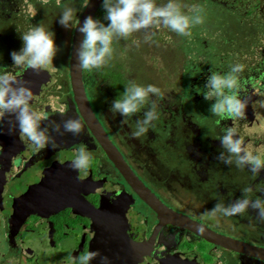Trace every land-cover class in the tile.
<instances>
[{
	"label": "flooded vegetation",
	"instance_id": "1",
	"mask_svg": "<svg viewBox=\"0 0 264 264\" xmlns=\"http://www.w3.org/2000/svg\"><path fill=\"white\" fill-rule=\"evenodd\" d=\"M1 1L0 71L14 74L18 81L30 82L33 91L31 106L46 117L42 127L55 121L61 124V131H64L63 122L66 119L79 118L83 123V134L75 136L64 132L61 136L52 132L57 147L47 145L37 149L19 133L18 126L9 133L12 124L8 121L12 120L14 124V117L0 120V264H72L66 258L94 251L93 241L98 224L110 225L109 222L111 230L127 233L122 238L126 246L111 245L119 247L125 258L118 261L114 256L111 258L109 252L103 255L108 257L110 264L116 261L117 264H142L139 249L135 250L138 245H143L145 249L144 264H264V258L211 243L185 226L171 222L161 224L158 212L138 195L80 114L74 100L70 72L69 87L63 84L62 88L60 85L56 88V81L60 82L61 78L51 69H40L37 74L26 66H14L11 53L20 50L23 44L20 33L26 28L25 19H18L17 16L28 0ZM30 1L38 12V18L45 19V10L39 5V0ZM258 22L250 20L249 24L258 23V28L253 25H247V28L254 27L263 35V21ZM243 30V26L241 28L235 22V29L231 28L227 33L229 35L224 36L223 40H227L225 44L221 43L223 49L218 44L212 46V51L218 50L210 52L211 61L225 62L230 57L229 49L243 41ZM139 33L136 32V39H129L128 46L135 41L138 44L142 42ZM130 51L129 47L127 53L125 47L120 49L124 54H119L122 61L127 55L132 57ZM261 53L260 62L251 69H244L240 75V96L248 100L245 119L213 116L209 109L214 101L198 104L194 98H202L193 94L191 99L187 88L185 98L167 101V105L157 108L158 119L166 120L163 128L152 127L146 136L139 139H132L131 130L128 131V127L126 130V126L121 124L124 118L119 114L114 116L110 111L112 101L118 95L117 87L111 81L106 82L103 76L102 80L96 79L92 70H84V83L92 109L110 141L135 176L164 205L219 235L264 250V233L259 238L253 234L261 230L264 232V222L258 220L257 210L250 208L242 216L217 215L226 222L233 219L230 225L232 233L226 234L214 226V221L183 210L177 194L195 189L203 202L214 208L218 200L230 204L241 198L242 188L255 187L264 181V169L257 178H253L247 168L241 171L235 165L228 166L217 159L223 150L218 138L225 126L235 127L249 150L264 155V107L259 103L264 101V50ZM124 71L126 75L129 69ZM127 77L133 78L131 73ZM98 82H101V87ZM120 86L118 84V88ZM98 88H104L110 94L111 104L98 106L95 103L93 94L101 97ZM51 97L56 99L50 101ZM154 98L150 97L151 100ZM149 107L150 104H145L132 119L140 118ZM177 135L181 137L180 144L175 142ZM80 143L94 153L87 170H74L70 166L74 148ZM172 150L181 160L186 159V164L173 161L172 168H169ZM145 151L148 157L143 158L142 152ZM155 160L159 162L158 166L161 164L160 170L149 163ZM163 168L164 172L171 169L178 172L177 182L167 179ZM186 183L192 187L188 189ZM256 195L264 198V193L254 192L253 198ZM100 263L96 259L90 262Z\"/></svg>",
	"mask_w": 264,
	"mask_h": 264
},
{
	"label": "clouds",
	"instance_id": "2",
	"mask_svg": "<svg viewBox=\"0 0 264 264\" xmlns=\"http://www.w3.org/2000/svg\"><path fill=\"white\" fill-rule=\"evenodd\" d=\"M59 2V0H58ZM102 8L105 11L104 22L88 16L81 24L78 31L83 35L76 56L79 61V68L91 71L100 69L112 58L114 41L127 39L133 33L144 30L147 31L155 26L163 25L181 36H191V29L204 23L202 15L203 9L198 5H193L189 11L192 15L182 11V5L178 0H168L164 5L158 6L155 0H103ZM77 9L66 5L60 12L59 24L65 29L76 18ZM154 35V34H153ZM23 42L22 48L11 53L14 66L27 67L39 73L40 69L53 64L54 58L61 51L55 43V33L44 21L38 25H32L26 32L20 33ZM151 40V35L145 36V41ZM243 64L231 66L227 73L221 74L211 71L203 93L204 99L214 101L210 106L213 116L221 119H245L248 100L240 96V74L244 71ZM162 98L163 93L154 85L142 86L135 82H129L122 95L114 101L110 111L115 116L121 115L124 119L122 126L127 125L132 139L144 137L153 127V122L159 118L156 100L150 97ZM33 91L28 81H18L14 74L7 71H0V120L5 117H14V124L9 120L12 127L9 133L18 126L19 133L27 138L37 149H42L47 145L56 148V140L51 135L52 132L64 135V132L75 136L83 134V123L79 118L66 119L61 124L52 121L48 126L42 127V121L46 117L31 106ZM260 106L264 107V101H260ZM145 104H150L148 110L143 112L141 118L132 120L141 112ZM218 140L222 146V151L217 159L228 166L235 165L243 171L248 169L253 178H257L260 171L264 169V155L253 152L245 146V140L241 137L237 129L233 126H225L221 130ZM94 158V153L88 149L87 145L80 143L74 148V159L71 168L74 170H87ZM241 198L230 204H225L222 199L215 204L214 208L206 211L205 215L216 216L217 214L233 217L242 216L252 210H257L258 220L264 222V198L255 193H264V181L253 186H246L241 189ZM100 258L101 264H110L108 257L101 256L98 251H88L80 257H67L72 264H90L92 260Z\"/></svg>",
	"mask_w": 264,
	"mask_h": 264
},
{
	"label": "rangeland",
	"instance_id": "3",
	"mask_svg": "<svg viewBox=\"0 0 264 264\" xmlns=\"http://www.w3.org/2000/svg\"><path fill=\"white\" fill-rule=\"evenodd\" d=\"M89 1L90 0H59L58 2V0H54V2H50L49 0H39V5L42 8L44 7L43 10H45L44 14L46 15L45 19H39L38 12L34 5L28 0L23 4L21 12L17 16L18 19L23 18L26 21V28H24V31L21 33L26 32L32 25H38L41 21H44L47 26L50 27V30L55 33V43L61 51H59L54 58L53 64L47 68L51 69L53 73L61 78L60 82L56 81V88L59 85L62 88L63 84L69 87L70 57L73 45L72 38L81 15ZM0 2L2 1L0 0ZM155 2L158 6H161L164 5V3L166 4L168 0H155ZM178 2L182 5V11L189 15L193 14L189 11L193 5L200 6L203 9L202 15L204 17V23L194 26L191 29V36L178 35L170 28L163 25L152 27L147 33L141 30L139 38L142 42L139 41V44L136 43V41L130 43L129 49L131 51L129 53L132 57L127 55L126 59H124V63L129 69L126 75L128 76L131 73L133 82L142 86L151 84L161 90L163 93L162 98H154L158 107L167 105V101H180L182 97L185 98L189 91L191 92L190 95H192L190 97L191 99L193 98V94L202 98L201 100L194 98L198 104H202V102L205 101L208 103V100L204 99L203 93L206 90L205 85L211 71L224 74L235 64H243L245 66L244 69H251V67L260 62V58L262 57L261 51L264 50V34L262 35L259 30L256 32L254 27H249L250 29L247 28V25L257 26L258 28V23H260L258 21L260 20L263 21L264 24V0H178ZM66 5L72 6L78 10L76 18L69 29H65L58 22L60 12ZM250 20L258 23L249 24ZM235 22L236 24L239 23L241 28L243 26V41H241L240 44L237 43L233 45L234 48L231 50L229 49L230 57L225 59V62H219L217 59L211 61L212 54L210 52H216L218 50L212 51V46L218 44L219 48L223 49L221 43L225 44L227 40H223L224 36L229 35L227 33L231 28L235 29ZM27 23L30 25L29 27H27ZM135 35L136 33H133L130 38L132 37V40L136 39L134 38L136 37ZM146 35H151V40L146 42ZM117 42L118 44L115 46L119 50L123 47L127 49L130 40L120 38ZM246 49H248V52ZM219 51L223 50L219 49ZM120 53L121 52H119V54ZM203 53H205L204 56ZM121 54L124 55L123 53ZM92 72L97 76L96 79H103L101 71L93 69ZM98 83V86L101 87V82ZM187 88L188 92L186 91ZM97 92L101 94V97L99 96V98H97V95L93 94V98L98 106H101L102 103L111 104L110 94H107L104 88H98ZM50 99V101H53L56 98L51 97ZM162 102L164 103L162 104ZM200 112L202 116L205 117L201 108ZM136 119L137 118H133L132 120L135 121ZM165 121L166 120L162 118L161 120L157 119L153 122V127L163 128ZM125 126L127 130L128 126ZM130 130L131 129L128 127V131ZM194 138L195 137H193V139ZM175 142L177 144L182 142L180 135H177ZM146 151L148 152V150ZM146 151L142 152L143 158L148 157ZM173 161L175 163L179 161L181 164H186V159L181 160L172 150V160L170 161L169 168H172ZM149 163L157 167L159 162L155 160ZM161 168L160 164L158 170ZM183 168H186V166ZM164 174H166L165 176L167 179L172 178L174 182H177L176 179L179 177L178 172L173 169L164 172ZM185 186L188 189H190L189 186L192 187L189 183H186ZM177 194L180 197L178 200L180 203L179 206L183 210L194 215L198 214V217L204 219L208 218L214 221V224H216L214 226H218L221 229L220 231L226 234L232 233L230 227L233 220L232 218L226 222V219L217 216L219 214L214 217L204 214L206 211H210L213 208L203 202L198 191L191 188V190L188 191H179ZM261 231H256V233L253 232V234L259 238L261 233H264L263 230ZM235 234L238 236V233L235 232Z\"/></svg>",
	"mask_w": 264,
	"mask_h": 264
},
{
	"label": "water",
	"instance_id": "4",
	"mask_svg": "<svg viewBox=\"0 0 264 264\" xmlns=\"http://www.w3.org/2000/svg\"><path fill=\"white\" fill-rule=\"evenodd\" d=\"M102 2L103 0H90L79 20L80 23L82 24L84 19L88 16H92L95 18L99 9L102 6ZM78 26L79 23L77 24L74 33L70 59V77L74 92V100L79 108L80 114L92 130L93 134L104 146L110 159L114 163H116L117 167L122 171L123 175L131 184V186L135 189L138 195L155 211L158 212L159 217L161 219V224L171 222L174 225L176 224L179 226H185L186 228L191 229L196 234L200 235L205 240L211 243L218 244L236 252L247 253L255 257L264 258V250L253 247L238 240L219 235L211 231L209 228L202 225L201 223L194 221L189 217H186L168 208L148 188H146V186L138 179V177L135 176L133 171L127 166L121 154L118 152L117 148L110 141L100 121L96 117L92 109L90 100L87 96L86 87L84 83V70L79 68V61L76 56V50L79 48L80 43L83 39V35L78 31ZM99 212H101V210H99ZM109 223L110 225H102L101 223L98 224L96 237L93 241L94 251L100 252L102 257L106 252H109L108 255L111 256V258L114 256L115 259L120 261L122 258H125V254L121 252L119 247L113 248L111 247V245H125V242H123L122 238L127 235V233L111 230L113 228H111V222ZM109 248H111V250ZM137 249H139L140 252L141 263H146L145 249H143V245H138V247L136 246L135 250ZM96 261L100 262L101 260L100 258H97ZM118 261H116V263L114 262L113 264H117Z\"/></svg>",
	"mask_w": 264,
	"mask_h": 264
},
{
	"label": "trees",
	"instance_id": "5",
	"mask_svg": "<svg viewBox=\"0 0 264 264\" xmlns=\"http://www.w3.org/2000/svg\"><path fill=\"white\" fill-rule=\"evenodd\" d=\"M104 16H105V11L101 7L99 9L97 15L95 16V18L104 22L105 25H107L108 22L104 20ZM127 39L129 40L130 37ZM117 44H118L117 40L114 41V43H113V48H114L113 56L108 61V63L106 65H104L103 67H101L100 69H96V70L101 71V73H102L101 75L103 76V78L106 82L111 81L113 83V85L115 87H117L116 93L118 94L117 95V97H118V96L122 95V93L125 91V87H127L129 85V82H133V81L125 75L124 70H125V68L127 69L128 66L124 63V61H122V58H120V55H119L120 50L116 47ZM125 51L127 53L126 48H125ZM85 72H86V70H85ZM118 84L121 85L119 88H118Z\"/></svg>",
	"mask_w": 264,
	"mask_h": 264
}]
</instances>
